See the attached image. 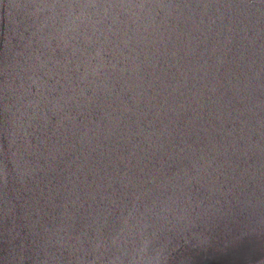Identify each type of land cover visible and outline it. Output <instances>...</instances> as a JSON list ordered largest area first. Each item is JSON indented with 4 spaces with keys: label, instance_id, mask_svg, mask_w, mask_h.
I'll return each instance as SVG.
<instances>
[{
    "label": "water",
    "instance_id": "95a60500",
    "mask_svg": "<svg viewBox=\"0 0 264 264\" xmlns=\"http://www.w3.org/2000/svg\"><path fill=\"white\" fill-rule=\"evenodd\" d=\"M0 264H264V0H0Z\"/></svg>",
    "mask_w": 264,
    "mask_h": 264
}]
</instances>
